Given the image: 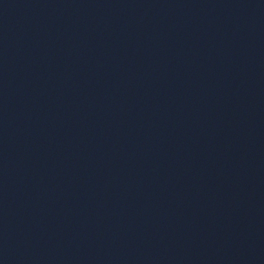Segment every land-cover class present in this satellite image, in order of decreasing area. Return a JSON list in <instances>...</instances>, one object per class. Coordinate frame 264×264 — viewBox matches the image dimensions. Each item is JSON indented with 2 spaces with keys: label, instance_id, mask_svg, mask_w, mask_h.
Listing matches in <instances>:
<instances>
[{
  "label": "water",
  "instance_id": "obj_1",
  "mask_svg": "<svg viewBox=\"0 0 264 264\" xmlns=\"http://www.w3.org/2000/svg\"><path fill=\"white\" fill-rule=\"evenodd\" d=\"M264 129V0H0V264H96Z\"/></svg>",
  "mask_w": 264,
  "mask_h": 264
}]
</instances>
